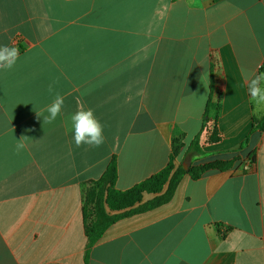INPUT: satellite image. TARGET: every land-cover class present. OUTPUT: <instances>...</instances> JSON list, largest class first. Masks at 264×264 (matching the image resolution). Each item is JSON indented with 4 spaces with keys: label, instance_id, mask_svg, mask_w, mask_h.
<instances>
[{
    "label": "crops",
    "instance_id": "obj_1",
    "mask_svg": "<svg viewBox=\"0 0 264 264\" xmlns=\"http://www.w3.org/2000/svg\"><path fill=\"white\" fill-rule=\"evenodd\" d=\"M4 45L20 56L0 69V264H264V103L247 88L264 73V0H0ZM49 85L65 98L51 124ZM209 101L222 140L204 134L197 160L188 147ZM81 107L103 125L99 147L75 144ZM178 146L175 167L233 166L184 175L169 202L89 247L88 184L116 157L128 190Z\"/></svg>",
    "mask_w": 264,
    "mask_h": 264
},
{
    "label": "trees",
    "instance_id": "obj_2",
    "mask_svg": "<svg viewBox=\"0 0 264 264\" xmlns=\"http://www.w3.org/2000/svg\"><path fill=\"white\" fill-rule=\"evenodd\" d=\"M213 110L211 101L208 102L205 119L200 133L191 141L188 152L195 155L197 160L202 157L203 136L206 143L215 144L222 140V135L217 126V120L210 119ZM253 128L264 129V117L254 119ZM181 146L175 147L170 157L168 166L159 173L151 176L134 187L121 191L115 185L118 178V164L113 157L102 177L92 181L86 188L83 205V220L88 246H93L104 234L105 230L127 216L154 209L171 200L175 190L183 178L188 174L197 180L204 174L212 171H225L233 166L232 161L215 160L198 165H191L188 169L182 166L175 167L174 160L179 155ZM165 186L166 190L163 192ZM144 193L154 194L155 197L143 203Z\"/></svg>",
    "mask_w": 264,
    "mask_h": 264
},
{
    "label": "clouds",
    "instance_id": "obj_3",
    "mask_svg": "<svg viewBox=\"0 0 264 264\" xmlns=\"http://www.w3.org/2000/svg\"><path fill=\"white\" fill-rule=\"evenodd\" d=\"M19 49L15 46L9 47L7 45L0 46V69L5 71L10 70L19 59ZM264 73L254 74L247 84L248 93L251 100L256 104L264 103ZM49 93H55L54 99L50 105L47 106L46 111L49 115L43 118V123L51 124L60 115L64 105V96L55 92L54 85H49ZM206 100L207 96H201ZM39 117V113H37ZM72 130L74 131V141L77 147L82 144H87L93 147H99L104 143L103 125L94 115L92 109H84L81 107L71 116ZM29 139L27 136H22L16 144V150L26 147L25 140Z\"/></svg>",
    "mask_w": 264,
    "mask_h": 264
},
{
    "label": "rangeland",
    "instance_id": "obj_4",
    "mask_svg": "<svg viewBox=\"0 0 264 264\" xmlns=\"http://www.w3.org/2000/svg\"><path fill=\"white\" fill-rule=\"evenodd\" d=\"M192 162L190 161V157L189 156H185L184 160H183V164H181L179 166H182L184 169H188L192 165ZM183 165H185V166H183ZM89 187H90V185L87 186V188H89Z\"/></svg>",
    "mask_w": 264,
    "mask_h": 264
}]
</instances>
